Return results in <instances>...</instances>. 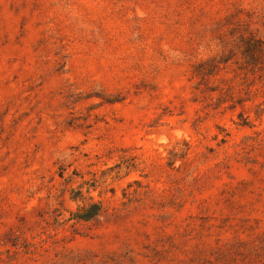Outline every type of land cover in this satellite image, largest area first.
<instances>
[{
    "label": "rangeland",
    "instance_id": "1",
    "mask_svg": "<svg viewBox=\"0 0 264 264\" xmlns=\"http://www.w3.org/2000/svg\"><path fill=\"white\" fill-rule=\"evenodd\" d=\"M257 41L264 0H0V264H264Z\"/></svg>",
    "mask_w": 264,
    "mask_h": 264
},
{
    "label": "trees",
    "instance_id": "2",
    "mask_svg": "<svg viewBox=\"0 0 264 264\" xmlns=\"http://www.w3.org/2000/svg\"><path fill=\"white\" fill-rule=\"evenodd\" d=\"M246 49V53H248V57L250 60L254 63L258 62L259 60L262 59V54L264 53V47L263 43L260 41H257V43L254 45H250ZM256 51L260 54H257ZM101 212V206L99 204H93L91 205L88 209L79 212L76 214V218L79 221H85V222H90L94 220L97 216H99Z\"/></svg>",
    "mask_w": 264,
    "mask_h": 264
}]
</instances>
